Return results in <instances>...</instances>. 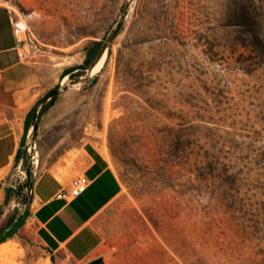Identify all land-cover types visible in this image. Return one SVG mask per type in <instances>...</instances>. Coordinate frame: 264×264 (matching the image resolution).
<instances>
[{
    "label": "rangeland",
    "instance_id": "obj_1",
    "mask_svg": "<svg viewBox=\"0 0 264 264\" xmlns=\"http://www.w3.org/2000/svg\"><path fill=\"white\" fill-rule=\"evenodd\" d=\"M0 3L26 23L20 38L36 40L48 93L127 14L100 72L79 84L94 58L67 76L7 179L6 264H74L38 243L29 189L72 149L67 173L90 145L121 192L96 220L87 264H264V0Z\"/></svg>",
    "mask_w": 264,
    "mask_h": 264
},
{
    "label": "crops",
    "instance_id": "obj_2",
    "mask_svg": "<svg viewBox=\"0 0 264 264\" xmlns=\"http://www.w3.org/2000/svg\"><path fill=\"white\" fill-rule=\"evenodd\" d=\"M15 15L6 4L0 3V209L7 202L8 177L20 164L16 161L22 142L27 143L25 122L31 109L49 91L48 65L34 60L39 49L22 39L15 27ZM27 47V49H26ZM74 150L59 156L40 171L28 201L31 225L35 237L47 257L68 260L74 264L94 261L100 245L96 220L121 192V184L107 160L93 146L75 153L73 167L59 173L63 163ZM21 162V161H20ZM85 176L89 185L76 199L58 197L68 192L70 182ZM5 241L0 243V264H6Z\"/></svg>",
    "mask_w": 264,
    "mask_h": 264
},
{
    "label": "trees",
    "instance_id": "obj_3",
    "mask_svg": "<svg viewBox=\"0 0 264 264\" xmlns=\"http://www.w3.org/2000/svg\"><path fill=\"white\" fill-rule=\"evenodd\" d=\"M103 46V43H99V42H95V46L90 48L88 50V53H87V58H86V61L85 63L82 65V66H72V67H69L67 69L64 70L62 76H61V80L67 76L69 77H73V78H77V76L79 75V73L81 71H83L86 67L89 66L90 64V61H92L94 58H96L97 54L96 53V50H100ZM59 93L57 95H55L40 111L39 113V117H38V122L41 118V116L43 115V113L47 110L48 107H50L57 99ZM40 101L37 102V104L31 109V111L29 112L28 116H27V119H26V122H25V131L27 132L28 129H29V126H30V123H31V120L34 116V113H35V109H36V106L38 105ZM23 156H24V140L22 142V146H21V150H19L18 154H17V157H16V161L17 162H20L23 160ZM8 192V190H7ZM11 221H9L5 226L2 227V229L0 230V233L2 232V230H4V228H8L9 225H10ZM5 241V238L4 237H1V234H0V243L4 242Z\"/></svg>",
    "mask_w": 264,
    "mask_h": 264
},
{
    "label": "water",
    "instance_id": "obj_4",
    "mask_svg": "<svg viewBox=\"0 0 264 264\" xmlns=\"http://www.w3.org/2000/svg\"><path fill=\"white\" fill-rule=\"evenodd\" d=\"M126 16H127V14H125L123 17H122V19H121V21L118 23V25L116 26V28H115V30L112 32V34L110 35V37L108 38V40L106 41V43H104L103 44V46H102V48L100 49V51H99V53L103 50V48L106 46L107 47V50H108V47H109V45L111 44V42L116 38V36H117V34H118V32L120 31V29H121V27H122V25H123V21L125 20V18H126ZM99 53L97 54V56L99 55ZM96 56V57H97ZM96 59V58H95ZM94 59V60H95ZM93 63H94V61H93ZM93 66V64L89 67V68H91ZM88 68V69H89ZM87 69V70H88ZM87 70H86V73H87ZM83 77H86V74H85V76H83ZM82 78V77H81ZM81 78L80 79H78L79 80V82H80V80H81ZM89 79H91V78H85L84 80H83V82L85 81V80H89ZM82 82V83H83ZM62 83V82H61ZM60 86H61V84H59L56 88H54L53 90H51L39 103H38V105L36 106V109H35V113H34V116H33V118H32V120H31V123H30V126H29V129H28V131H27V133H28V139H27V143L31 140V138H32V136H33V134L36 132V130H37V124H38V117H39V113H40V111H41V109L55 96V95H57L58 93H60V91H62L65 87H66V85L62 88V89H60ZM52 95V96H51ZM49 96H51V98L49 99V100H47V98L49 97ZM32 187V186H31ZM31 187H30V189H29V197H28V201L30 200V198H31V196H30V194L32 193V190H31ZM90 264H95V263H90Z\"/></svg>",
    "mask_w": 264,
    "mask_h": 264
},
{
    "label": "bare ground",
    "instance_id": "obj_5",
    "mask_svg": "<svg viewBox=\"0 0 264 264\" xmlns=\"http://www.w3.org/2000/svg\"><path fill=\"white\" fill-rule=\"evenodd\" d=\"M15 27L17 29V33H18L19 37H21L22 34L28 28L26 23L22 20L16 21ZM106 55H107V47L105 46L103 48V50L99 53V55L96 57V59L94 60L93 66L87 70L86 77H82L79 84H81L85 78H93L94 76H96L100 72V70L102 69V67L105 63ZM67 79H68L67 77H65L63 79L61 86H60V89H62L65 86ZM51 96H49L47 98V100H49L51 98ZM33 148H34V146H31L30 149H33ZM33 159L35 160V164L38 166L40 163V158H39L38 153H35V155L33 156ZM45 264H49L48 261H46Z\"/></svg>",
    "mask_w": 264,
    "mask_h": 264
},
{
    "label": "built area",
    "instance_id": "obj_6",
    "mask_svg": "<svg viewBox=\"0 0 264 264\" xmlns=\"http://www.w3.org/2000/svg\"><path fill=\"white\" fill-rule=\"evenodd\" d=\"M35 39H29V42L35 43ZM33 159V157H32ZM89 181L85 176H78L71 180L69 191L61 192L58 197L64 198L65 200H73L81 196L87 189Z\"/></svg>",
    "mask_w": 264,
    "mask_h": 264
}]
</instances>
